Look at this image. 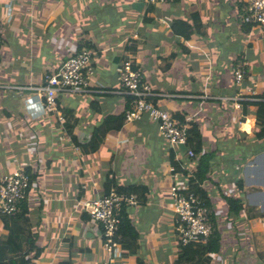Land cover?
I'll return each mask as SVG.
<instances>
[{
    "label": "crops",
    "instance_id": "obj_1",
    "mask_svg": "<svg viewBox=\"0 0 264 264\" xmlns=\"http://www.w3.org/2000/svg\"><path fill=\"white\" fill-rule=\"evenodd\" d=\"M243 2L0 0V176L24 168L33 175L16 218L0 216L4 263L101 264L108 258L101 226L90 221L82 203L131 186L137 204L122 207L120 216L134 228L135 246L124 249L130 239L119 236L122 257L114 264H175L179 258L172 148L156 125L143 115L114 129L111 119L102 147L86 154L66 125L86 144L92 129L125 113L129 100L86 88L61 92L59 126L35 99L45 76L81 47L93 52L89 90L116 88L117 68L129 59L157 95L156 105L198 133L194 158L174 156L185 171L179 181L186 186L190 179L212 212L216 249L208 264L262 263L264 112L258 109L264 107V24L242 21ZM175 19L189 23L188 34L173 32ZM238 59L246 63L241 85L233 77ZM13 218L21 234L9 243Z\"/></svg>",
    "mask_w": 264,
    "mask_h": 264
},
{
    "label": "built area",
    "instance_id": "obj_2",
    "mask_svg": "<svg viewBox=\"0 0 264 264\" xmlns=\"http://www.w3.org/2000/svg\"><path fill=\"white\" fill-rule=\"evenodd\" d=\"M175 0H145L152 6H163ZM242 21L245 24H264V0H244ZM93 52L81 47L78 52L67 59L52 74H47L44 84L35 94V99L42 108L57 116L61 126L63 117L56 106V97L59 93L73 90L87 89L89 92L117 94L129 100V107L124 113L125 122L140 120L146 115L156 125L159 135L167 142L170 148L176 150L185 147L183 152L188 158H194V150L189 148V121H179L169 112L161 109L154 102L156 94L150 86L143 83L142 74L133 68L131 60L123 61L117 68L118 86L113 89L89 90V80L93 77ZM246 63L238 59L233 72L234 81L241 85L245 74ZM227 99V97H219ZM172 183L170 195L172 207L177 215L174 229L181 246L195 248L198 244H206L213 235L211 210L200 203L193 192L179 181V174L172 167L169 168ZM30 179L24 170H16L0 176V216H14L20 211V204L25 200L30 187ZM137 199L134 194L123 193L110 189L103 197L97 200H86L82 203L90 221L98 223L102 230V240L108 258L101 264H114L122 257V249L118 241L120 211L122 207H134Z\"/></svg>",
    "mask_w": 264,
    "mask_h": 264
},
{
    "label": "trees",
    "instance_id": "obj_3",
    "mask_svg": "<svg viewBox=\"0 0 264 264\" xmlns=\"http://www.w3.org/2000/svg\"><path fill=\"white\" fill-rule=\"evenodd\" d=\"M189 29H190V25L186 20L175 19L172 22V30L175 34L185 36L186 34L189 33ZM258 111L263 113L264 107L259 108ZM5 112H4V114H5ZM6 115H7V113H6ZM111 119L113 120V123H115L114 127H112L114 129H120L123 122H125L124 114L118 115L115 118H107L104 121V123L100 124L99 126H97L94 129H92V132L90 134V138H89L88 142L86 144H83V145L80 144L79 142H77V137H76V135L73 134V130H72L73 128L70 124L66 125V130L70 136L71 141L73 143H75L77 145V147H82L86 154L92 153V152H96L97 150H99L102 147L105 132H106V130H105L106 128L104 126L106 123H109L111 121ZM188 136H189L188 146L191 149L194 148L193 150H194V153L196 156V152H197L196 150L200 149V145H199V143L196 145H193L192 139L196 138L197 142H199L198 141L199 135L196 132L195 128H193L192 126L188 130ZM184 149H185V147H181L177 151L181 155ZM174 153H175V151L171 149L170 150V161H171V164L173 165L172 168L180 176V174H184L185 171L181 169V164H182L181 161L177 160V159L175 160ZM23 170L29 176V179L31 182L33 175L30 173V171H31L30 168H24ZM203 173H204V169H202V164H201L199 166V169H198V172L196 175V178L199 181L202 180ZM189 180L186 183L187 191L193 192L195 194V196L197 197L198 201L200 203L204 204L200 200V198H198V196H197L200 193L199 188H197V186L195 184H191V181L189 182ZM239 186L241 187V183H239ZM115 190H117L119 192H123V193H128V192H134L135 187L131 186L129 188H116ZM231 208H233V209L236 208V210L237 209L239 210V206H238L236 201L235 202L231 201ZM16 215H18V213ZM16 215H14V216H2V217H8L9 218V217H15ZM15 218H13L14 220L12 222V227L9 226L8 236L6 238V240L9 243L12 242L14 239L16 240V238L20 237V234H21L20 228L17 225ZM120 218H121V220H120L119 231H118L117 235H118V237L119 236L129 237L130 242L127 245L126 244L123 245V247H124V249H127V250L132 249L135 246L133 243H135V241H136L137 234H136L134 228L132 227V225L127 220H124V218H122V213H121ZM121 244H122V242H121ZM179 249H180L179 258H178L177 262H175V264H180V262L182 260L189 261L188 262L189 264H208V262L210 260L208 254L214 252L216 248L214 246V242L212 240H209L208 243L198 244L195 248H193L191 246H181L179 244ZM0 254L2 255V253H0ZM259 258L261 259L262 263L264 264V251L261 254H259ZM27 263H28V260H26L22 264H27ZM0 264H6L3 262L2 258H0Z\"/></svg>",
    "mask_w": 264,
    "mask_h": 264
}]
</instances>
